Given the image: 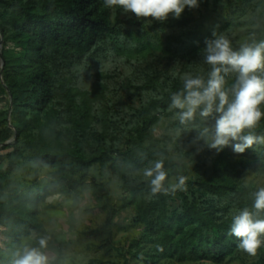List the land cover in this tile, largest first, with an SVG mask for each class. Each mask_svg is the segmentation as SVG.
Wrapping results in <instances>:
<instances>
[{
	"label": "trees",
	"instance_id": "16d2710c",
	"mask_svg": "<svg viewBox=\"0 0 264 264\" xmlns=\"http://www.w3.org/2000/svg\"><path fill=\"white\" fill-rule=\"evenodd\" d=\"M223 2L200 0L198 8L207 10ZM238 2L246 8L251 0ZM181 16L178 21L170 15L166 22L189 27L186 42H182L188 57L201 52L214 33L219 36L232 27L193 23L195 17H188L186 9ZM141 20L134 14L128 21L113 18L103 0H0L3 47L11 40L26 39V52L17 64L11 66L5 60L0 71V93L8 92L12 98L10 116L9 110L0 112V162L4 160L1 153H12L5 159L7 169L0 170V264H11V253L17 247L32 245L25 240L47 233L39 218L47 198L59 194L77 204L94 167L116 168L123 163L125 152L107 147L103 134L92 129L91 109L80 101L75 86L76 72L84 65L92 68L102 52L121 49L124 23L141 24ZM230 41L238 48L236 40ZM208 71L203 74L205 79ZM234 80V75L227 77V86ZM147 128L145 123L143 130ZM254 132L264 135V118ZM14 137L13 143L1 147ZM130 140L132 151L137 152L138 139ZM186 155L193 176L185 190L161 193L149 204L151 221L148 212L139 215L145 227L141 239L130 245L132 261L225 264L236 259L239 241L228 234L231 214L251 208L250 193L259 185L246 184L244 178L249 173H264V144H255L243 154L234 153L232 145L219 153L214 149L209 160L194 150ZM18 171L31 174L21 180L20 187L12 185ZM143 190L142 185L134 188V199ZM257 254L256 264H264V247Z\"/></svg>",
	"mask_w": 264,
	"mask_h": 264
},
{
	"label": "rangeland",
	"instance_id": "374dc122",
	"mask_svg": "<svg viewBox=\"0 0 264 264\" xmlns=\"http://www.w3.org/2000/svg\"><path fill=\"white\" fill-rule=\"evenodd\" d=\"M113 18L128 21L131 13L120 9H111ZM193 23L206 22L214 28L230 24L229 31L221 32L229 40H236L237 46L254 38H264V0H251L250 6H244L238 0H224L207 10L187 9ZM173 18V17H172ZM182 16L178 21H181ZM126 35L109 54L102 52L101 59L92 68L84 65L76 72L75 86L80 101L91 109V127L103 134L107 147L113 151L125 152L123 163L116 167H94L88 179L82 185L77 204H73L61 195H52L40 208V221L50 236L44 251L53 264H142L132 261L129 255L130 245L142 237L145 225L139 222V215L148 212V206L158 196H149L150 188L142 175V170L150 162L164 159V168L168 172V184L177 182L183 175L187 180L193 176V166L187 153L194 150L203 160H209L214 149H209L203 140L193 143L197 136L195 130L175 135L179 127L175 111H168L171 94L183 86L185 74L203 75L210 66L202 59V52L188 57L182 42H186L189 27L178 23L147 21L141 24L124 23ZM0 36V71L2 60L15 65L26 52V39L11 40L5 47ZM88 64V63H87ZM4 68V66H3ZM99 69H102L100 71ZM12 110V98L8 92L0 93V112ZM144 110H146L144 115ZM148 124L146 131L144 125ZM214 125L210 121V126ZM137 138L140 147L132 151L134 144L130 140ZM11 140L15 141V137ZM136 146V145H135ZM212 152V153H211ZM0 170H6L5 160L12 153L5 151ZM136 163L140 166L136 167ZM23 178L31 174L18 171L12 185L20 187ZM41 182L44 181L42 176ZM186 180V181H187ZM244 183L264 186V173H249ZM144 186L137 198L133 189ZM177 190L175 193L180 192ZM170 204V200L166 201ZM49 208V209H48ZM37 237L24 243L36 245ZM258 254L249 255L240 250L236 259L225 264H256ZM159 264H210L175 263L161 261Z\"/></svg>",
	"mask_w": 264,
	"mask_h": 264
},
{
	"label": "clouds",
	"instance_id": "9594fccd",
	"mask_svg": "<svg viewBox=\"0 0 264 264\" xmlns=\"http://www.w3.org/2000/svg\"><path fill=\"white\" fill-rule=\"evenodd\" d=\"M104 7L120 9L147 21H166L171 15L179 19L185 9H197L200 0H103ZM202 49L203 62L210 66L207 78L203 75L185 74L182 88L171 94L168 111H175L179 127L175 135L195 130L193 143L203 140L217 153L232 145L236 154H243L255 144H264V135L254 129L264 118V39L254 38L233 48L224 35L213 34ZM102 71V69H99ZM235 76L227 86V77ZM214 125L210 126V121ZM235 142V143H233ZM149 184V196L174 194L186 189L187 177L178 176L177 182L168 184L164 159L150 162L142 170ZM251 208L244 207L231 214L229 235L238 239V248L249 255H256L264 247V186L250 193ZM50 236H40L36 245L23 244L11 253V264H53L46 254Z\"/></svg>",
	"mask_w": 264,
	"mask_h": 264
},
{
	"label": "water",
	"instance_id": "95a60500",
	"mask_svg": "<svg viewBox=\"0 0 264 264\" xmlns=\"http://www.w3.org/2000/svg\"><path fill=\"white\" fill-rule=\"evenodd\" d=\"M2 44H3V41H1V45H2ZM3 66H4V62H3V60H2V70H1V74H2V71H3ZM10 128H12L11 125H10ZM13 142H14V140H10V141L6 142L5 144H2L1 147L6 146V145H10V144L13 143Z\"/></svg>",
	"mask_w": 264,
	"mask_h": 264
}]
</instances>
